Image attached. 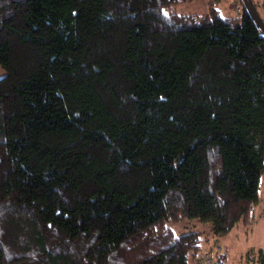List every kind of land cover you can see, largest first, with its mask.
I'll return each mask as SVG.
<instances>
[{
  "label": "trees",
  "instance_id": "obj_1",
  "mask_svg": "<svg viewBox=\"0 0 264 264\" xmlns=\"http://www.w3.org/2000/svg\"><path fill=\"white\" fill-rule=\"evenodd\" d=\"M181 1L0 0V264H222L168 224L258 201L264 36Z\"/></svg>",
  "mask_w": 264,
  "mask_h": 264
},
{
  "label": "rangeland",
  "instance_id": "obj_2",
  "mask_svg": "<svg viewBox=\"0 0 264 264\" xmlns=\"http://www.w3.org/2000/svg\"><path fill=\"white\" fill-rule=\"evenodd\" d=\"M237 2V0H234ZM210 0H182L166 10L179 14L203 15L210 10ZM235 11L229 7L221 9L223 17L234 15ZM7 72L0 66V79L4 78ZM248 212L232 230L222 238L216 239L210 233V227L197 220L185 218L178 223L168 225L178 234L199 233L204 240L203 250L199 253L198 259L205 262L209 256L213 260L216 253L224 256L222 264H259L260 252H264V174L261 177L258 191V201L248 204ZM212 260V261H213Z\"/></svg>",
  "mask_w": 264,
  "mask_h": 264
},
{
  "label": "water",
  "instance_id": "obj_3",
  "mask_svg": "<svg viewBox=\"0 0 264 264\" xmlns=\"http://www.w3.org/2000/svg\"><path fill=\"white\" fill-rule=\"evenodd\" d=\"M246 10L254 20L255 24L258 26V28L261 30V33L264 36V21L258 11V9L255 6V3L253 0H242Z\"/></svg>",
  "mask_w": 264,
  "mask_h": 264
}]
</instances>
